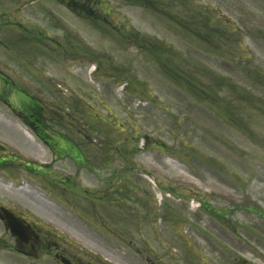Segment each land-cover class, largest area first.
<instances>
[{
	"label": "rangeland",
	"instance_id": "374dc122",
	"mask_svg": "<svg viewBox=\"0 0 264 264\" xmlns=\"http://www.w3.org/2000/svg\"><path fill=\"white\" fill-rule=\"evenodd\" d=\"M0 118V264H264V0H0Z\"/></svg>",
	"mask_w": 264,
	"mask_h": 264
},
{
	"label": "bare ground",
	"instance_id": "6f19581e",
	"mask_svg": "<svg viewBox=\"0 0 264 264\" xmlns=\"http://www.w3.org/2000/svg\"><path fill=\"white\" fill-rule=\"evenodd\" d=\"M0 127H4V132H8V134L14 136L16 139L9 137L8 139H10L11 143L15 146L18 147V149H21L25 152H27L28 154L34 155V156H38L41 157V146L39 144V142L34 138V136L32 134H30L28 131H26L22 126L19 127L18 124H14V123H6L5 121H3V119L0 118ZM4 188V190H8V191H13V188H7V187H1ZM18 195H26V192L19 190V191H13ZM29 201H31L30 198H28ZM34 203L36 204H40L39 207L45 206L47 207L48 205L45 204L44 202L40 201L39 198L35 197ZM58 223H61L59 220L55 219ZM89 241V240H88ZM90 243H92L95 247H99L101 249V251H103L104 253H106L107 255L114 257L117 260L121 261V257L119 256V254L117 252L108 250L106 247H100L97 245V243L90 241Z\"/></svg>",
	"mask_w": 264,
	"mask_h": 264
},
{
	"label": "water",
	"instance_id": "95a60500",
	"mask_svg": "<svg viewBox=\"0 0 264 264\" xmlns=\"http://www.w3.org/2000/svg\"><path fill=\"white\" fill-rule=\"evenodd\" d=\"M0 213L2 218L6 220V227L10 230V233L22 243L29 245V243L33 240V236L29 228L13 213H9L8 210L2 209ZM62 262L64 264H69L64 258L62 259Z\"/></svg>",
	"mask_w": 264,
	"mask_h": 264
},
{
	"label": "trees",
	"instance_id": "16d2710c",
	"mask_svg": "<svg viewBox=\"0 0 264 264\" xmlns=\"http://www.w3.org/2000/svg\"><path fill=\"white\" fill-rule=\"evenodd\" d=\"M33 109H34V115L35 116L36 115L40 116L41 113L43 112V107L42 106H39L38 104L35 105V107ZM43 129H45V126H43ZM44 135H45V133H44ZM45 138L47 139V137H45Z\"/></svg>",
	"mask_w": 264,
	"mask_h": 264
}]
</instances>
